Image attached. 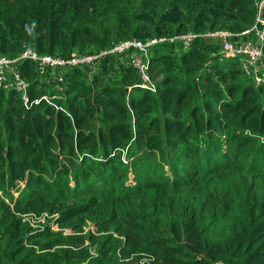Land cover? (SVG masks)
<instances>
[{
	"label": "trees",
	"instance_id": "trees-1",
	"mask_svg": "<svg viewBox=\"0 0 264 264\" xmlns=\"http://www.w3.org/2000/svg\"><path fill=\"white\" fill-rule=\"evenodd\" d=\"M259 15L256 0H0L4 58L156 41L154 87L134 48L20 60L28 104L0 87V264H264V83L207 36L257 43Z\"/></svg>",
	"mask_w": 264,
	"mask_h": 264
},
{
	"label": "built area",
	"instance_id": "built-area-1",
	"mask_svg": "<svg viewBox=\"0 0 264 264\" xmlns=\"http://www.w3.org/2000/svg\"><path fill=\"white\" fill-rule=\"evenodd\" d=\"M259 4V10H260V15L258 17L257 22L258 23H262V25L264 26V21L261 18V10H262V6L264 5V0H256ZM251 30H256L257 31V36L259 38V41L257 43H253V42H246V43H240V42H236V43H232V42H226L224 45V50L223 53L225 54L226 57L228 58H235V57H245L248 60H251L254 64H260L263 57H264V28L259 30L257 28V26L253 27ZM250 30V31H251ZM249 31V32H250ZM246 32V33H249ZM220 32L215 33V35H218ZM244 33V34H246ZM210 35H214V34H209L207 36ZM224 35H229L230 37L233 34H227L224 33ZM195 37V35H186V36H182V37H176L171 39L173 40H182L185 41L186 44H188L193 38ZM197 37V36H196ZM156 43V41L151 42L148 45H143L140 42H128L125 43L123 45H120L116 48H114L113 50H111L110 52H103L102 54L98 55V56H74L73 58L69 59V60H63V59H59V58H53V57H38L35 53H33L32 51H27L25 52L21 57L16 58V59H9V58H4L0 56V87L4 88V89H9L12 87L17 88L18 91L23 92L24 94V101L26 104L29 103V99L28 96L26 95L27 89L29 87V84L26 83L22 77L21 74L19 72V70L17 69V63L22 60V59H32L35 61H39L41 66L44 65H51L57 68H61V67H78V66H95V61L99 58L102 57L108 53H114L117 49H119L120 47H128L130 48L132 47H141V50L145 51L146 47H148L151 44ZM130 61L131 63H135L134 60V54L130 55ZM246 71H252L250 70L248 67H246ZM253 73L256 75V72L253 71ZM143 75V79L145 82H149L150 79L148 77V75L146 76V74H142ZM147 77V80H146ZM60 80H62L60 78ZM258 82H262L264 83V79H257ZM147 84V83H145ZM145 84L143 85V87L148 88L145 86ZM44 219V218H42Z\"/></svg>",
	"mask_w": 264,
	"mask_h": 264
},
{
	"label": "rangeland",
	"instance_id": "rangeland-1",
	"mask_svg": "<svg viewBox=\"0 0 264 264\" xmlns=\"http://www.w3.org/2000/svg\"><path fill=\"white\" fill-rule=\"evenodd\" d=\"M259 24L264 28V26L262 25V23H259ZM258 29H261V28H258ZM219 32L220 33L218 35H215V33H214V35H210L209 37H210V39L212 41H215L217 43L220 42L223 45V47H224L225 43L226 42H230V38H232L229 35H224V33H227V34H231V33L226 32V31H219ZM246 34H248V33H246ZM250 40H252V39L251 38L248 39L247 42H252ZM243 41H244V39H243ZM240 43L243 44V43H246V42H240ZM132 48H134V49H136L138 51L137 53H132V54H134V60H135V63L134 64L132 63V65H134L133 67L134 68L135 67L138 68L140 70L141 74H144L145 73L146 76H147V70H148V68H149L150 65L148 64L149 63L148 61H145L144 60V58H145L144 56H146V51L141 50V47H132V46L130 48H128V47H122L121 48L120 47L119 49H117L112 54H115V53L124 54L123 52H125L127 50H130ZM246 61H247V59H246ZM245 66L248 67L250 70L256 72V79H264V76H260V75H263V72H264V63H263V60L261 61L260 64H258V63L257 64H254L251 60H248L246 62V64H245ZM146 80H147V77H146ZM257 83L260 84L262 82L259 83L258 80H257ZM148 85H149V87H154L153 84H152V82H151V79H150V81L147 84H145L146 87H148ZM121 153H122V160L125 163H127L129 160L127 159L126 152H121ZM131 178H133V176H131ZM17 193H15V196H18ZM29 221L31 222V225L33 227H38V226L41 225V223H45L46 220L45 219H41V220L31 219ZM52 229L54 231H59L58 225H55L53 223H52ZM144 258H146V257H144Z\"/></svg>",
	"mask_w": 264,
	"mask_h": 264
}]
</instances>
